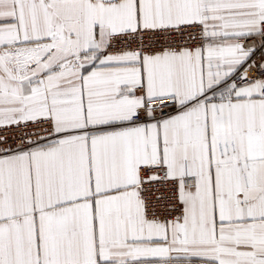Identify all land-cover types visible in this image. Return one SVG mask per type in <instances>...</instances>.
Returning a JSON list of instances; mask_svg holds the SVG:
<instances>
[{"label":"snow or ice","instance_id":"obj_1","mask_svg":"<svg viewBox=\"0 0 264 264\" xmlns=\"http://www.w3.org/2000/svg\"><path fill=\"white\" fill-rule=\"evenodd\" d=\"M0 264H264V0H0Z\"/></svg>","mask_w":264,"mask_h":264}]
</instances>
